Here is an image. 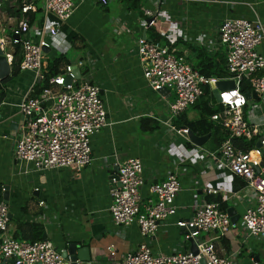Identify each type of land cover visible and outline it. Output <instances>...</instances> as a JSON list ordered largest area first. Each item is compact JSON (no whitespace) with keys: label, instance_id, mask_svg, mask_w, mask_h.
I'll return each instance as SVG.
<instances>
[{"label":"crops","instance_id":"obj_1","mask_svg":"<svg viewBox=\"0 0 264 264\" xmlns=\"http://www.w3.org/2000/svg\"><path fill=\"white\" fill-rule=\"evenodd\" d=\"M106 1L104 6L98 0H73L75 9L67 21L59 23L53 16L39 12L32 23L38 29L44 24L59 28L57 36L48 38L46 61L66 57L69 48L81 50L78 62L66 59L83 78L100 87L108 126L91 137L92 163L81 173L76 175L72 169L26 173L14 157L15 143L23 132L16 106L27 94L32 75L19 73L8 84L0 106V186L1 197L4 188L8 193L9 235L17 233L18 225H34L42 230L41 239L45 235L58 251L64 252L68 244H75L77 250L83 249L82 256L89 259L87 264H120L144 240L135 225L113 226L108 212L111 178L115 177L117 162L137 158L143 165V199L150 185L162 182L171 173L177 174L181 186L175 198V216L160 226L147 243L154 253L190 252L185 233L174 224L191 218L194 206L211 196L206 191L217 189L220 193L212 198L226 206L227 214L232 210L234 228L222 237L210 233L198 239L211 240L216 254L222 258L233 255L235 264H264V237L249 238L241 227V215L252 202L251 193L244 186L234 193V177L216 170L204 154L217 150L218 138L206 135L205 143L197 147L170 131L164 122L174 99L173 91H150L142 79L135 45L138 39L150 41L151 31L142 10L154 9L159 0H138L134 7L124 0ZM204 1L180 6L165 0L162 4L166 20L161 28L172 25L180 29L183 35L173 39L172 43L175 39L180 42L174 50L190 62L195 59L194 50L200 48L210 57L225 55L217 32L224 20H264V0ZM3 14L12 23L9 38L19 20ZM257 50L264 56L263 46ZM262 102L259 98L249 100L243 111L244 119L259 127L260 138L264 136ZM182 115L188 121L198 118L192 107ZM143 120H147L146 130L141 127ZM11 124H16L14 130ZM196 150L198 156L190 157Z\"/></svg>","mask_w":264,"mask_h":264},{"label":"built area","instance_id":"obj_2","mask_svg":"<svg viewBox=\"0 0 264 264\" xmlns=\"http://www.w3.org/2000/svg\"><path fill=\"white\" fill-rule=\"evenodd\" d=\"M98 1L104 6L107 4L106 0ZM171 1L180 6L206 3L204 0ZM164 2L159 0L154 9L142 10V16L147 28L157 29L172 43L183 33L172 25L165 30L161 28L160 24L166 20L162 9ZM40 9L62 23L72 16L75 5L73 0H41ZM33 11L32 4L23 6L22 17L8 38L12 47L19 46L21 50L19 72L32 75L27 94L16 106L23 132L15 143L14 157L26 173L72 169L77 175L92 163L91 137L108 126L101 89L81 75L76 79L73 66L67 65L60 75L49 79V87L34 94L35 87L43 80L46 68L44 50L50 48L48 38L57 36L59 28L48 24L35 28L27 17V13ZM217 32L219 43L225 50L227 75L223 79L201 76L183 56L176 55L175 50L146 38L137 40L135 50L146 87L153 92L162 89L173 91L174 99L168 105L169 113L164 125L186 141L189 140L188 129L177 128L174 120L204 96L205 87L211 90L217 81L234 82L233 90L218 93L215 105L219 110L209 118L226 134V138L216 151L204 154L216 170L240 178L244 183L243 189L251 193L252 202L241 215V227L247 237L258 239L264 237V136L260 138L259 127L244 119L243 111L249 100L239 87L245 82L251 89L250 93L254 92L264 104V76L261 75L264 56L257 50L260 46L264 47V20L226 19ZM0 46L4 50L5 40L0 39ZM6 58L11 64L13 57L6 55ZM234 139L254 140L259 147L243 152L233 145ZM198 153V150L191 152L190 157H197ZM115 167L116 174L111 178L109 192L111 222L115 227L135 225L144 240L137 249L127 253L120 264H235L233 255L219 257L211 240L198 239L210 233L222 237L234 228L229 215L216 202L198 203L191 218L174 224L185 233V240H197V254L154 253L148 241L154 239L159 227L174 217L178 210L175 205V198L181 191L178 176L171 173L162 182L150 185L148 196L143 199L142 162L130 158L117 162ZM206 192L211 196L220 193L217 189ZM8 223V207L0 202V264L9 261L12 264H64L62 252L51 242L15 240L8 233Z\"/></svg>","mask_w":264,"mask_h":264},{"label":"trees","instance_id":"obj_3","mask_svg":"<svg viewBox=\"0 0 264 264\" xmlns=\"http://www.w3.org/2000/svg\"><path fill=\"white\" fill-rule=\"evenodd\" d=\"M41 0H0V13H6L11 18H15L19 20L22 17L21 9L24 5L32 4L34 5V8H37L34 13L28 12L27 17L29 20V23L32 24L35 21V16L41 12L39 3ZM126 3L130 4V7L137 6L138 0H124ZM132 2V3H131ZM9 35V33H8ZM150 42L157 43L159 45H165L168 46L171 50H174L175 47L180 43L179 40L175 39L174 43H170L164 36H161L159 34V31L155 28L151 29L150 31ZM177 40V41H176ZM188 48V47H187ZM195 52V59L194 61L190 62L187 58L185 59L187 63L191 65V67L197 71L201 76L205 78H217V79H223L226 77V66H225V55L216 56V57H210L208 56L203 49H196ZM178 56H182L183 54L181 52H174ZM13 59L11 62V73L10 76L3 81H0V106L2 102L4 101L6 97V88L8 84L14 80L19 72V65L21 63V50L19 46L14 47L13 51ZM70 65L69 61L66 59L65 56L60 55L52 60L46 61V68L45 72L43 74V80L38 84L34 89V94L39 93L41 89H44L48 86V81L51 78H54L61 74L62 69ZM204 96L192 107V109H195L198 118L194 121H188L184 118L183 115H181L178 119L174 120V125L179 128V126H183L188 131H191L194 135L197 136H206V135H214V137H217L215 149H217L220 144L224 141L226 138V134L221 131L219 127H217L215 124H213L210 121V116L216 113L219 108L215 105L214 98L212 96V92L210 91V88L205 87L203 89ZM239 91L246 95L251 92V89L249 86L242 82ZM147 120H143L141 123V127L143 130H146ZM233 145L243 151L247 152L255 147V141L247 142L243 139H234ZM244 186V183L241 181L240 178L234 177L233 179V187L232 190L234 193L240 191ZM1 189L0 186V197H1ZM207 203L216 202L219 203L218 198H212V196L207 197L206 201ZM220 204V203H219ZM220 209L222 211H226L225 205H220ZM42 235V230L34 225H18L17 233H15L14 236H12L13 239L18 241H28V242H35L40 241Z\"/></svg>","mask_w":264,"mask_h":264},{"label":"water","instance_id":"obj_4","mask_svg":"<svg viewBox=\"0 0 264 264\" xmlns=\"http://www.w3.org/2000/svg\"><path fill=\"white\" fill-rule=\"evenodd\" d=\"M47 53V50H44ZM11 73V64L8 63L6 55L4 54V50L1 48L0 46V81H3L4 79L8 78L10 76ZM73 75L76 79H78L81 75L80 71L77 68H73ZM70 80H67V83H69ZM234 87V82L233 81H217L214 85L211 86V92H212V96L214 98V100L216 102H218V93L224 92V91H229V90H233ZM158 93L162 94V93H168L167 89H162L160 90ZM263 97V95L261 96ZM245 98L247 100H256L258 99V97L256 96V94L254 92L250 93V94H246ZM50 103H48L47 105H49ZM12 126H10L11 130H14V126H16V124H11ZM208 138V136L205 137H198L196 135H194L191 131L188 132V139L189 141L197 146V147H201L206 139ZM256 147H259L258 144H256ZM256 171L258 172V169H256ZM6 188H4V192L2 197H0V202L4 203L5 205H7V196L8 193L6 192ZM232 210L229 209L228 210V215L230 217V221L231 223H235L236 219H234V217H232ZM42 240H45V235L42 236ZM187 242L190 245V253H192L193 255L197 254V240L196 239H192L189 238L187 240ZM82 252L83 249H79L77 250V246L75 244H68L66 247V250L64 252H62V258L64 260L65 264H84V263H88V258L87 257H83L82 256ZM258 262V259H256ZM3 264H12V262H7V263H3Z\"/></svg>","mask_w":264,"mask_h":264},{"label":"rangeland","instance_id":"obj_5","mask_svg":"<svg viewBox=\"0 0 264 264\" xmlns=\"http://www.w3.org/2000/svg\"><path fill=\"white\" fill-rule=\"evenodd\" d=\"M12 26L11 21L6 19L4 14L0 13V39L5 40V48H4V54L8 56H13L14 47H12L8 41H6L7 34L9 33V27ZM7 44V45H6ZM82 55V52L80 49L76 48H69L68 53L66 55V58L72 62L76 63L79 61V57Z\"/></svg>","mask_w":264,"mask_h":264}]
</instances>
